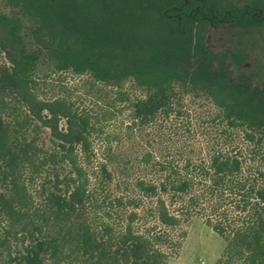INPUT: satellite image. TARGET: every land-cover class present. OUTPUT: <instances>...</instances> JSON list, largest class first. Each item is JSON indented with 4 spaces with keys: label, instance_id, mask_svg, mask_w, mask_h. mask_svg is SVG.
Here are the masks:
<instances>
[{
    "label": "trees",
    "instance_id": "1",
    "mask_svg": "<svg viewBox=\"0 0 264 264\" xmlns=\"http://www.w3.org/2000/svg\"><path fill=\"white\" fill-rule=\"evenodd\" d=\"M211 26L264 29V0H0V264H168L181 245L168 229L194 214L226 243L216 264H264V171L244 151L264 148V85L242 44H208ZM68 71L131 82L140 130L210 100L224 145L183 165L110 151L95 174L90 116L41 93L42 73ZM146 198L160 229L137 226Z\"/></svg>",
    "mask_w": 264,
    "mask_h": 264
},
{
    "label": "rangeland",
    "instance_id": "2",
    "mask_svg": "<svg viewBox=\"0 0 264 264\" xmlns=\"http://www.w3.org/2000/svg\"><path fill=\"white\" fill-rule=\"evenodd\" d=\"M207 36L208 44L216 50L235 47L239 43L246 47L250 53L247 68L264 85V29L244 32L211 26ZM1 60L3 55L0 54ZM40 85L43 97H64L74 110L90 116L94 127L91 130V140L97 154L92 168L95 174H100L99 162L105 161L104 157L110 151L140 156L151 151L157 159L183 165L188 158L195 162L206 161L213 150L224 145L222 126L213 120L216 108L207 99L189 100L188 108L182 113L169 118L160 117L152 126L140 130L132 122L131 104L127 98V95L133 98L139 93L131 82L123 87L111 86L97 82L87 74L79 75L68 71L50 72L47 77L42 73ZM121 91L127 95H122ZM66 127L67 119L63 118L59 128ZM36 130L34 134L39 140L51 144L50 128L39 126ZM245 148L247 172L255 173L260 169L264 171V148L256 151H252L251 146ZM138 175L151 178L154 173L137 170L134 177ZM121 191L114 184L111 195H119ZM233 200L226 197L221 209L230 218H237L236 201ZM153 205V199L146 198L138 210L141 217L137 220V226L142 230L161 227L151 212ZM177 206L178 204L175 208ZM206 213H212L210 208L206 209ZM183 230L187 231L185 237L181 236ZM168 232L172 238L181 240L180 246L171 248L173 254L168 264H216L226 245L224 239L199 214L184 220L180 228L168 229Z\"/></svg>",
    "mask_w": 264,
    "mask_h": 264
}]
</instances>
